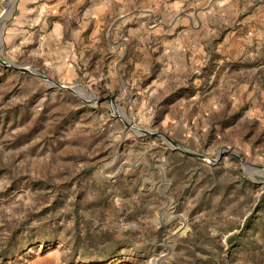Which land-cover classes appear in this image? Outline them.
Here are the masks:
<instances>
[{"label":"rangeland","instance_id":"1","mask_svg":"<svg viewBox=\"0 0 264 264\" xmlns=\"http://www.w3.org/2000/svg\"><path fill=\"white\" fill-rule=\"evenodd\" d=\"M91 2L0 0V264H264V0Z\"/></svg>","mask_w":264,"mask_h":264},{"label":"crops","instance_id":"2","mask_svg":"<svg viewBox=\"0 0 264 264\" xmlns=\"http://www.w3.org/2000/svg\"><path fill=\"white\" fill-rule=\"evenodd\" d=\"M98 3V1H101V3H103V1H105V3L109 2L110 0H92V2L90 3V6H88V8L86 7V15L84 16V19L82 18L83 23L87 22L92 24V29L89 31L88 34V43L82 41L80 45H82L84 48L88 47L90 49H92V51L97 52V53H101L106 52V53H113L114 49L116 47V45L120 44V41H122L123 43V48L125 46H128V40L125 39H118V41H116L117 36H115V33L110 32L108 27L109 26V18L112 17V13L109 12V7L107 6H103L102 8H100L98 5H95L96 2ZM106 29V30H105ZM140 34H143V31H140ZM148 35V34H147ZM150 34L148 36H145L144 39H147V37H149ZM138 37V36H137ZM169 48V46H168ZM125 49V48H124ZM141 50L144 51L145 53V57L146 58V62L145 64H148V55H149V51H146V46L143 45V47L141 48ZM113 55V54H112ZM112 57V56H111ZM121 60L117 61V63L119 64ZM113 63H115V61H112ZM136 66L135 70H138L139 68H141L142 66H144V64L141 63H134ZM114 69H120L119 66H115L114 65Z\"/></svg>","mask_w":264,"mask_h":264},{"label":"water","instance_id":"3","mask_svg":"<svg viewBox=\"0 0 264 264\" xmlns=\"http://www.w3.org/2000/svg\"><path fill=\"white\" fill-rule=\"evenodd\" d=\"M0 63H1V64H4L5 62L2 61V60H0ZM6 64H7L8 66H10V67L18 68V69L23 70V71L28 70V69L26 68V66H19V65H16V64H14V63H7V62H6ZM33 70H34V72H36V73H40L44 78H46L47 81H49L50 83L54 84L53 81H51L49 78H47L46 75H45L43 72H41V71H39V70H37V69H33ZM54 85H57V84H54ZM57 86H60V87L65 88V89H71V87H70L69 85H57ZM77 87H78V85L73 86V88H77ZM185 152H186V153H189V154H192V155H194V156L202 157L201 155H199L198 153H195V152H193V151H185ZM234 155H235V154H234Z\"/></svg>","mask_w":264,"mask_h":264}]
</instances>
